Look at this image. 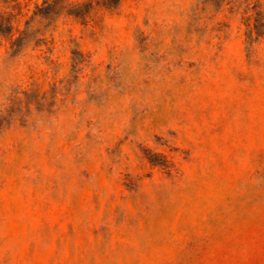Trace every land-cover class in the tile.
Masks as SVG:
<instances>
[{
  "label": "rangeland",
  "instance_id": "374dc122",
  "mask_svg": "<svg viewBox=\"0 0 264 264\" xmlns=\"http://www.w3.org/2000/svg\"><path fill=\"white\" fill-rule=\"evenodd\" d=\"M0 264H264V0H0Z\"/></svg>",
  "mask_w": 264,
  "mask_h": 264
}]
</instances>
